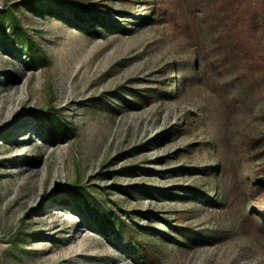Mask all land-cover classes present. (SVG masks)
I'll return each instance as SVG.
<instances>
[{
  "label": "rangeland",
  "instance_id": "1",
  "mask_svg": "<svg viewBox=\"0 0 264 264\" xmlns=\"http://www.w3.org/2000/svg\"><path fill=\"white\" fill-rule=\"evenodd\" d=\"M216 27L199 0H0V264H264V80L219 67Z\"/></svg>",
  "mask_w": 264,
  "mask_h": 264
},
{
  "label": "trees",
  "instance_id": "2",
  "mask_svg": "<svg viewBox=\"0 0 264 264\" xmlns=\"http://www.w3.org/2000/svg\"><path fill=\"white\" fill-rule=\"evenodd\" d=\"M199 4L207 9L212 6L215 14L217 27L211 52L216 63L225 73H237V80L245 78L251 87L259 89L261 80H264V0H199ZM192 35H199L198 25L192 27ZM18 39L29 49L34 63L46 62L44 52L25 32L18 33ZM84 199L91 211L94 204L92 198L84 195ZM111 224L116 226L115 229L120 234L127 233L131 241H137L135 232L128 231L122 223L113 221L110 215L105 216L100 230H107ZM138 245L142 258L154 261L152 249L144 243Z\"/></svg>",
  "mask_w": 264,
  "mask_h": 264
}]
</instances>
